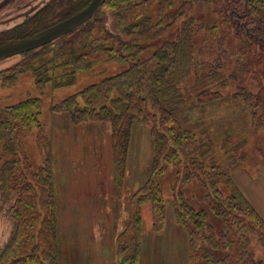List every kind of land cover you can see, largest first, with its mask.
<instances>
[{"label": "trees", "instance_id": "16d2710c", "mask_svg": "<svg viewBox=\"0 0 264 264\" xmlns=\"http://www.w3.org/2000/svg\"><path fill=\"white\" fill-rule=\"evenodd\" d=\"M175 2L104 0L98 13L109 10L114 16L113 28H106L102 17L96 15L64 35L70 37L72 47L69 57L58 66H63V70L57 80L32 68L34 57L20 68L15 65L9 80L32 69L40 88L46 82L58 88L74 84L78 70L89 69L99 61L126 63L124 70L90 83L50 107L52 111L69 112L73 122L109 123L117 191L125 174L133 124L150 126V175L132 195L128 225L117 238V251L123 262L134 264L138 256L145 202L152 206L153 229L159 231L164 226L165 199L160 177L171 164L177 170V189L172 197L175 219L187 232L193 253L198 256V261L191 264H264L249 248L251 234L264 246V221L232 183V167L228 166L233 164V157L228 156L226 164L218 163L210 139L200 137L181 118L188 81L190 88L196 89L205 78L221 76L224 64L220 54L214 60L203 59V48L214 46L212 52L215 47L227 50L224 43L230 32L242 34L245 46L238 49V64L253 71L252 53L247 47L255 44L264 50V0H181L178 7L168 10ZM196 2L201 5L197 14L193 12ZM153 5L158 6L154 18ZM178 18L181 25L175 28L173 37L142 57L153 45L150 41L167 32ZM201 31L205 32L199 35ZM198 38L202 39L203 48L196 51ZM217 94L203 87L195 98L202 103ZM241 94L255 116L253 121L264 126L263 101L255 99L252 104L249 91ZM41 106L40 97H28L0 107V196L9 199L13 195L7 208L13 227L0 247V264H58L53 155L39 120ZM33 128L38 130L37 142L42 146L48 143L42 162L36 167L24 149L25 137ZM192 178L204 188L200 199L213 215L221 217L223 226L219 232L212 227L208 212L196 209L181 191ZM222 182L229 186L226 194L219 188Z\"/></svg>", "mask_w": 264, "mask_h": 264}, {"label": "rangeland", "instance_id": "374dc122", "mask_svg": "<svg viewBox=\"0 0 264 264\" xmlns=\"http://www.w3.org/2000/svg\"><path fill=\"white\" fill-rule=\"evenodd\" d=\"M180 2L181 0H176L174 6L168 7V10L175 9V7L180 5ZM64 6L63 3L57 6V19L66 15L63 11L68 7ZM193 7L196 8L193 12L197 14L201 5L196 2ZM157 9L158 6L156 5L151 7V15L153 18L156 15ZM97 13L96 15L98 17H102L103 24L106 28H113L114 16L109 10L105 8L103 12ZM181 21L178 18L167 32L150 41L153 42V45L145 50L142 57L148 56L154 47L163 40L172 38L175 34V28L181 25ZM204 32L201 31L199 35ZM230 33L231 35L224 43V47L227 50L215 47L212 52L211 49L214 46H211L212 48L210 46L203 48V44H200L201 38V40L198 38L195 42L196 51H198V47H200V50L203 48V52L201 51L203 59L214 60V57L220 54L219 56H221V61L224 66L221 71V76L205 78L203 83L196 89L190 88V80L188 81L189 85L187 87L189 90L185 98L186 100L182 105L181 118L184 119L187 126L196 129L200 137L210 139L214 146L218 163H221V165L226 164L228 156L233 157V164L228 166V169L232 167L230 168L232 170V177L235 173L244 171L246 173L248 172L250 177L256 178L260 171H262V167H264V126L261 123L256 125L257 121H253L255 116L253 117L251 109L244 100V94L241 93L243 91H249L253 99L252 104L256 102L254 101L255 99H258L257 101H263L264 104V50L255 44H252L251 47L246 46L252 53L250 58L252 59L251 62L254 69L253 71L242 69L238 64V49L242 47L241 50H243L245 36H242V34L236 35L235 32ZM213 40L215 39L213 38ZM70 42V37L64 36L61 39L56 38L52 42L36 47L28 52L14 54L0 59V107L17 103L28 97H40L42 106L39 120L42 125V132L49 143L46 142V145L48 144V149L52 155L53 131L56 130V123L53 118L54 113L57 111H52L50 109L51 105L71 94L78 93L90 83L100 81L102 78L118 73L127 67L126 63L120 61H99L89 69L78 70L74 84L58 88L54 87L52 82H46L40 88L36 83V75L32 69H26L19 73L14 80H9V76L13 73V67L15 65H17V68H20L26 61H29L33 57L31 61L32 68L38 69L39 72L42 71V76L44 77L46 75H53L57 80V74L63 70V66H58L69 57L72 47ZM222 81L225 82V85H222ZM203 87L210 88L212 92H218L217 97L202 103L197 102L195 95ZM256 117L260 119L258 113ZM142 124L147 129L149 128V136L146 139L144 138V157L151 163L153 154L150 126L147 123ZM37 131V128H33L24 140L25 152L34 167L42 162L44 152L47 150L46 145L42 146L37 142ZM176 172V167L170 164L161 174L160 182L166 202L172 201L173 193L177 189L175 181ZM232 183L234 184L233 180ZM234 185L237 187L236 184ZM219 188L225 194L229 191V186L223 182L219 184ZM181 191L196 209H205L208 212L212 227L216 232H219L223 226L222 219L221 217L213 215L209 211L207 204L200 199L205 191L198 180L192 178L182 186ZM12 200L13 195L9 199L0 196V247L7 241L13 227V221L7 213V208ZM250 248L254 251V256L263 259L264 248L261 246L255 234H251L250 236ZM261 251L263 252V256L261 255ZM193 261H198L196 254L193 255Z\"/></svg>", "mask_w": 264, "mask_h": 264}, {"label": "crops", "instance_id": "0c3cea01", "mask_svg": "<svg viewBox=\"0 0 264 264\" xmlns=\"http://www.w3.org/2000/svg\"><path fill=\"white\" fill-rule=\"evenodd\" d=\"M53 120L58 264H125L117 251V238L128 225L132 195L150 175V162L144 157V138L149 136V128L140 122L133 124L125 174L117 191L109 123L73 122L67 111L55 112ZM262 168L256 178L243 171L235 173L232 180L264 221ZM164 211V226L156 231L152 206L149 202L143 204L140 249L134 264L193 262L189 237L175 219L173 201H165ZM256 259L264 263V256Z\"/></svg>", "mask_w": 264, "mask_h": 264}, {"label": "flooded vegetation", "instance_id": "af4514ba", "mask_svg": "<svg viewBox=\"0 0 264 264\" xmlns=\"http://www.w3.org/2000/svg\"><path fill=\"white\" fill-rule=\"evenodd\" d=\"M90 1L91 0H0V46L10 41L33 37L38 32L79 11ZM61 3L65 5L64 7L68 8L63 11L66 15L57 19V6L59 4L61 5ZM77 3L80 5H77ZM30 50L32 49L21 53Z\"/></svg>", "mask_w": 264, "mask_h": 264}, {"label": "water", "instance_id": "95a60500", "mask_svg": "<svg viewBox=\"0 0 264 264\" xmlns=\"http://www.w3.org/2000/svg\"><path fill=\"white\" fill-rule=\"evenodd\" d=\"M104 0H91L85 7L38 32L33 37L10 41L0 46V59L42 46L76 29L91 17H94Z\"/></svg>", "mask_w": 264, "mask_h": 264}]
</instances>
